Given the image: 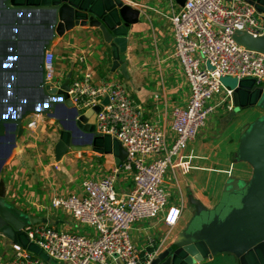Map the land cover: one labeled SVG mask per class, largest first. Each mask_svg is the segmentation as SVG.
I'll list each match as a JSON object with an SVG mask.
<instances>
[{"label": "crops", "instance_id": "1", "mask_svg": "<svg viewBox=\"0 0 264 264\" xmlns=\"http://www.w3.org/2000/svg\"><path fill=\"white\" fill-rule=\"evenodd\" d=\"M128 3L139 10V19L128 30L127 48L121 55V59L126 62L128 78L121 74L120 61L114 58L99 28L89 25L74 26L52 47L56 54L57 76L63 81L70 77L71 81L81 77L86 70L91 73L94 82L114 81L122 84L136 102L141 118L163 133L168 147L176 136L172 129L173 109L184 107L190 96L182 66L174 56V38L169 20L172 12L182 5L176 0H129ZM260 18L264 22V13H260ZM80 57L83 63L78 61ZM220 96H214L210 103H217ZM260 114L256 105L236 110L234 106L230 109L223 104L208 116L194 140L181 151V160L187 162L188 171H194L192 177L182 179L181 176L188 171L183 172L180 166L167 170L163 188L168 202L156 218H144L132 224L129 236L135 247L155 254L153 257L172 247L173 239L191 217L188 195L210 208L219 200L220 187L229 178H250L252 169L248 163L237 158V148L244 128ZM38 128L43 131V124ZM47 135L39 136L36 131H29L18 139L19 149L10 158L9 165L3 166L0 174L5 183V200L22 213L37 219L38 223L33 225H50L60 230L92 236L95 234L92 227L75 220L65 209L54 208L51 200L70 194L81 195L84 180L105 177L113 167L121 163H116L115 144L112 143L108 151L103 148L102 151L69 150L56 162L54 140L49 147H45L43 142ZM38 137L42 140L40 148L45 151L44 158H37ZM81 153H87V157H81ZM54 164L56 169H53ZM200 171L224 174L227 179L217 178L215 191L208 195L205 190L207 188L201 185ZM115 187L121 193L129 191L132 188L131 173L123 171L117 174ZM170 206L180 209L177 221L171 227L164 222ZM13 251V243L0 235V264H4L13 255ZM39 257L44 264H69ZM237 262L238 259L233 255L219 253L194 264H239ZM104 264L123 263L119 259L110 258Z\"/></svg>", "mask_w": 264, "mask_h": 264}, {"label": "built area", "instance_id": "2", "mask_svg": "<svg viewBox=\"0 0 264 264\" xmlns=\"http://www.w3.org/2000/svg\"><path fill=\"white\" fill-rule=\"evenodd\" d=\"M174 56L180 62L188 82L190 96L184 107H174L172 129L176 136L166 146L164 135L143 120L136 102L124 86L114 81L94 82L89 71L70 81L68 96L82 113L96 105L95 129L116 139L126 151L123 162L103 178L82 182V194H70L51 200L54 208H63L71 216L94 229V235L64 231L50 225L27 226L30 242L48 258L69 264H104L116 258L123 264H148L155 254L135 247L129 231L133 223L144 218L154 219L168 202L163 178L168 169L180 166L187 172L181 151L194 140L208 116L229 100L232 92L222 82L225 76L239 80L254 79L264 86V53L238 44L233 35L244 31L253 36L264 35V22L256 8L245 0H185L169 17ZM83 63V59H78ZM45 82L60 88L55 53L48 49L44 56ZM223 93L217 103L210 100ZM107 98V103L102 100ZM41 115L26 117L24 132H35ZM151 159H148L151 157ZM131 173L132 188L116 190V175ZM179 208L170 206L164 216L167 226L175 225ZM14 246L13 255L4 264H44L37 254Z\"/></svg>", "mask_w": 264, "mask_h": 264}, {"label": "water", "instance_id": "3", "mask_svg": "<svg viewBox=\"0 0 264 264\" xmlns=\"http://www.w3.org/2000/svg\"><path fill=\"white\" fill-rule=\"evenodd\" d=\"M245 1L264 13V0ZM128 2L0 0V174L7 158L19 149L17 141L25 131L23 120L30 115H41L61 124L54 144L56 162L69 150L95 149L99 137L115 144L116 163L124 160L126 151L122 145L95 129L99 105L83 113L79 111L67 93L70 77L58 89L46 84L44 56L74 26L97 27L114 58L120 61L121 74L128 78L121 55L127 48L128 30L139 19V10ZM176 2L183 5L185 0ZM233 38L250 50L264 53V35L236 31ZM232 89L236 110L250 105L263 110L261 118L244 128L237 148V158L250 165L251 176L245 183L229 178L219 200L210 208L188 195L189 221L173 239V246L158 253L148 264H194L219 253L232 254L239 264H264V86L245 78ZM102 103L106 104L107 98ZM76 133L86 139L77 140ZM5 191L0 176V235L13 245L47 257L30 242L24 230L38 223L37 219L7 203Z\"/></svg>", "mask_w": 264, "mask_h": 264}, {"label": "rangeland", "instance_id": "4", "mask_svg": "<svg viewBox=\"0 0 264 264\" xmlns=\"http://www.w3.org/2000/svg\"><path fill=\"white\" fill-rule=\"evenodd\" d=\"M56 63L57 62H56V54H55V66H56ZM237 81H238V79L235 78V77H232V76H225V77L222 78V82L226 86H228L230 88H233L237 84ZM219 95H221L220 96V98H221L223 96V93H221ZM228 103H229V100H226L221 105L224 104L226 106V105H228ZM256 108L257 109H260V113L261 114L259 116H255L254 119H253V121H255L256 119L261 118L262 115H263V110L258 105H256ZM40 121H41V124H43V126H44V128H43L44 130L43 131H40V128H37L36 129V133H38L39 136H45V134H48L46 136V138L43 139V142H45V144H46L45 147H47V146L49 147V145L51 146V142H53V140H54V142H56V140L58 139V134H59V131H60V129H61L62 126H61L60 123H58L55 120L50 119V118L41 117ZM25 122H26V118L23 120V124H25ZM74 135H75L76 139L79 140V141H84L86 139L81 134L76 133ZM41 142H42V140H40L39 137H38V139H37L38 151H36V153L38 155L37 158H44V154H45L44 152L45 151H42L41 148H40V147H42ZM15 151H13L12 154L7 158V160H6L5 164H4L5 167H7L9 165L8 164L9 163V160L14 155ZM50 152H52V147H50ZM81 157H87V153H81ZM55 167L56 166L54 164L53 165V169H56L57 168V167L56 168ZM193 172L194 171L192 169H190L185 175L181 176L182 179L187 178V177L188 178L192 177ZM200 172L202 174V183H201V185L204 186L205 188H207L205 190H206V192H207L208 195L209 194H213V192L215 191L214 185H215V181H216L217 178H219V179L226 178V176L224 174H218V173L213 172V171H200ZM198 176H200V174ZM240 180L243 183H245V182L248 181V179L247 180L240 179ZM220 189H221V193H222L223 186H222V188L220 187Z\"/></svg>", "mask_w": 264, "mask_h": 264}, {"label": "trees", "instance_id": "5", "mask_svg": "<svg viewBox=\"0 0 264 264\" xmlns=\"http://www.w3.org/2000/svg\"><path fill=\"white\" fill-rule=\"evenodd\" d=\"M111 142L106 137H99L95 141V149L97 151H102L101 148H103L105 151L110 150Z\"/></svg>", "mask_w": 264, "mask_h": 264}]
</instances>
